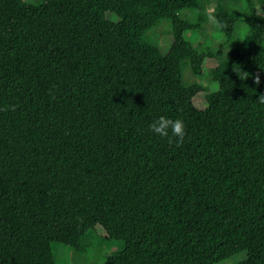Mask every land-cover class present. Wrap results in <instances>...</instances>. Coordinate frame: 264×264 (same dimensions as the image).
I'll return each mask as SVG.
<instances>
[{"label": "trees", "instance_id": "16d2710c", "mask_svg": "<svg viewBox=\"0 0 264 264\" xmlns=\"http://www.w3.org/2000/svg\"><path fill=\"white\" fill-rule=\"evenodd\" d=\"M207 1L0 0V264H56L91 229L124 241L106 264H264V0H217L229 41L230 6L250 26L227 58L184 37ZM206 57L211 85L187 84ZM161 115L182 146L151 132Z\"/></svg>", "mask_w": 264, "mask_h": 264}, {"label": "rangeland", "instance_id": "374dc122", "mask_svg": "<svg viewBox=\"0 0 264 264\" xmlns=\"http://www.w3.org/2000/svg\"><path fill=\"white\" fill-rule=\"evenodd\" d=\"M29 1L38 4L42 0ZM216 5L217 0H208L203 5V9L188 8L183 10L181 16L184 20L200 25L198 28L186 29L184 37L200 53L215 52L221 58H227L235 49L243 50L249 46L250 26L243 9H240V5L233 6V4L230 6V10L236 15V22L234 38L229 41L215 17L214 7ZM171 29V20L164 18L146 31L145 38L148 41L162 45L163 40L167 39L168 35L171 36ZM217 63L218 61L215 58L208 57L204 64L205 74L195 75L191 65L187 62V64H184L183 69L186 83H197L202 86L211 85L208 72ZM200 99L204 100V95ZM100 232L105 233L102 229H100ZM123 246L124 241L122 239H107L96 230L91 229L84 238L80 250L58 242H54L52 248L56 264H106L107 258L120 252ZM247 257V251H243L213 264H237Z\"/></svg>", "mask_w": 264, "mask_h": 264}, {"label": "clouds", "instance_id": "9594fccd", "mask_svg": "<svg viewBox=\"0 0 264 264\" xmlns=\"http://www.w3.org/2000/svg\"><path fill=\"white\" fill-rule=\"evenodd\" d=\"M247 73L245 72L244 77H240L241 79H245L247 77ZM260 75L257 74L254 77V83L256 85L260 84ZM259 104L264 105V94H260L259 98L256 100ZM12 108L14 110V105H5L4 107H0V111H8L9 108ZM149 129L154 134L164 137L168 139L169 144H175L176 147H180L183 145L185 136H186V130H185V124L182 119H171L164 115L159 116L156 120H154L152 123L149 124ZM171 133V135H170Z\"/></svg>", "mask_w": 264, "mask_h": 264}]
</instances>
